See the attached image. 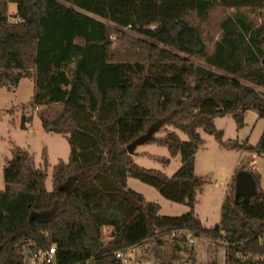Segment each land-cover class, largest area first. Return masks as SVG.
<instances>
[{"label": "trees", "instance_id": "1", "mask_svg": "<svg viewBox=\"0 0 264 264\" xmlns=\"http://www.w3.org/2000/svg\"><path fill=\"white\" fill-rule=\"evenodd\" d=\"M8 5L15 6L10 16ZM214 7L232 14L220 22L219 39L207 54L199 25ZM262 10L264 0H0V87L13 91L21 79H31L29 107L60 106L39 119L70 150L68 161L53 167L47 191L46 154L37 166L27 151L13 148L0 192V264H25V248L30 257L52 246L55 264H120L115 252L151 245L158 255L161 239L174 230L223 241L225 264H264V189L255 204L234 208L224 201L213 227L195 214L202 185L195 176L199 130L225 148L264 155V129L251 145L223 141L214 125L231 115L241 128L246 111L264 119V93L252 87L264 89V16L259 24L249 18ZM104 21L144 40L127 37L113 49L115 31ZM198 56L222 73L187 59ZM30 121L22 116L20 128ZM166 128L172 131L155 136ZM149 130L153 135L144 144L181 157L172 177L138 166L135 151L128 154ZM160 162L167 166L170 159ZM251 162L238 168L251 174L258 191L259 175L247 169ZM129 178L188 211L161 216L157 204L128 188ZM169 244L167 264L180 252L192 253L184 238ZM189 260L197 264L193 254Z\"/></svg>", "mask_w": 264, "mask_h": 264}, {"label": "rangeland", "instance_id": "2", "mask_svg": "<svg viewBox=\"0 0 264 264\" xmlns=\"http://www.w3.org/2000/svg\"><path fill=\"white\" fill-rule=\"evenodd\" d=\"M14 12L15 6L8 5L6 14L10 16ZM230 14H232L230 10L214 7L211 9L207 21L199 25L207 54L212 52L215 41L219 39L220 22ZM262 16H264V10L249 14V18L254 24H259ZM104 22L115 31L110 35V47L113 49L117 48L118 45L127 44V37L144 40L131 29H120L106 21ZM187 59L195 65H200L216 73H222L206 65L202 57H188ZM189 82L192 84V80ZM252 87L256 91L264 93L263 88ZM33 91V82L27 79L21 80L13 91L0 87V192L4 190L3 168L5 162L11 159L14 147L27 151L33 157L37 166L42 163V155L46 154L48 167L46 170L45 188L47 191H51L53 167L59 160L68 161L70 150L66 139L60 135L45 132L39 119V113L44 112L48 117H52L61 108L59 105L37 109L30 108L29 101ZM244 114V124L241 128L237 126L231 115L214 120L215 128L223 133V141L231 140L241 143L248 141L251 145H255L258 142L264 129V119L254 116L252 112ZM22 116L31 117L30 123L26 125V130L20 128ZM169 131H172V128H166L155 134V136H163ZM198 132L204 142L199 146L195 154V176L202 182V185L197 189L195 197V214L203 226L213 227L219 223L221 204L227 194L229 196L225 201L231 207H237V205H234V187L230 182L234 181L236 174L239 172L238 166L240 164L248 163L250 160L253 161L248 164L247 169H252V171L258 173L259 183L257 195L251 200L250 204H255L256 200L260 199V193L264 189V155L258 156L225 148L213 136L206 135L201 130ZM176 133L182 141L186 140V136L183 133L179 131H176ZM135 152L143 154L135 157V164L146 169L161 171L168 177L176 174L181 167V157L177 155L171 158L165 147L154 144H142L137 146ZM162 158L170 159L167 166L160 162ZM245 171L248 172L247 170ZM127 186L142 195L146 202L157 204L160 207L159 214L161 216H180L188 211L185 204L172 203L164 199L157 190L136 179L129 178ZM108 234L109 230L103 229L105 242L108 241ZM169 242L170 238L168 236L161 239L163 245H161L158 255L155 254L151 245L133 248L131 262L134 264H167L169 256L172 254ZM28 252V249L25 248V264H31L27 256ZM190 254H193L197 264H209L211 262L225 264L223 241H215L205 237L195 238L192 244V253L180 252L176 254V259L172 261V264H192L189 260Z\"/></svg>", "mask_w": 264, "mask_h": 264}, {"label": "water", "instance_id": "3", "mask_svg": "<svg viewBox=\"0 0 264 264\" xmlns=\"http://www.w3.org/2000/svg\"><path fill=\"white\" fill-rule=\"evenodd\" d=\"M264 65V60L262 61ZM153 135V130H149L146 135L136 139L128 147L129 155H133L137 146L147 142ZM257 195L256 184L249 172L239 171L234 179V205L238 207L247 206Z\"/></svg>", "mask_w": 264, "mask_h": 264}, {"label": "built area", "instance_id": "4", "mask_svg": "<svg viewBox=\"0 0 264 264\" xmlns=\"http://www.w3.org/2000/svg\"><path fill=\"white\" fill-rule=\"evenodd\" d=\"M167 236L171 239L184 238L190 245H192L195 240L193 233L187 230H174L169 232ZM132 250L133 248L115 252L114 257L120 262V264H134L131 262ZM29 260L31 264H55V247L52 246L48 250L33 253L29 257Z\"/></svg>", "mask_w": 264, "mask_h": 264}, {"label": "crops", "instance_id": "5", "mask_svg": "<svg viewBox=\"0 0 264 264\" xmlns=\"http://www.w3.org/2000/svg\"><path fill=\"white\" fill-rule=\"evenodd\" d=\"M28 81H30V82H32V80L31 79H28V78H26ZM21 80H25V79H21ZM21 80H20V82H21ZM19 84V83H18ZM253 113L254 114V116H257L258 117V114H257V112L256 111H246V113L244 114V115H246L247 113ZM202 138V137H201ZM204 142V141H203ZM136 153V152H135ZM143 154H141V153H136L132 158H133V161H135V157H137V156H142ZM232 178H233V175H232ZM230 184H232V181L230 182ZM228 194L224 197V199H223V202L225 201V199H227L228 198ZM223 202H222V204H223ZM222 204H221V206H222ZM200 220V219H199Z\"/></svg>", "mask_w": 264, "mask_h": 264}]
</instances>
